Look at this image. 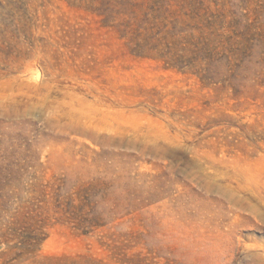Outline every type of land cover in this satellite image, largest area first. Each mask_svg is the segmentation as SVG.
<instances>
[{"label": "rangeland", "instance_id": "rangeland-1", "mask_svg": "<svg viewBox=\"0 0 264 264\" xmlns=\"http://www.w3.org/2000/svg\"><path fill=\"white\" fill-rule=\"evenodd\" d=\"M0 264H264V0H0Z\"/></svg>", "mask_w": 264, "mask_h": 264}]
</instances>
